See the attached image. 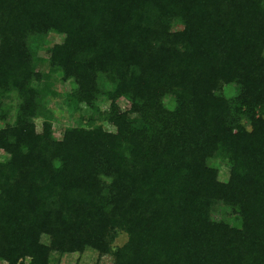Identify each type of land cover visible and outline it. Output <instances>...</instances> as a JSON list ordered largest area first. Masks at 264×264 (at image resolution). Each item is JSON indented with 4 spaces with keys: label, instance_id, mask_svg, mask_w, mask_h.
Listing matches in <instances>:
<instances>
[{
    "label": "trees",
    "instance_id": "obj_1",
    "mask_svg": "<svg viewBox=\"0 0 264 264\" xmlns=\"http://www.w3.org/2000/svg\"><path fill=\"white\" fill-rule=\"evenodd\" d=\"M0 121V264H264V0H0Z\"/></svg>",
    "mask_w": 264,
    "mask_h": 264
},
{
    "label": "rangeland",
    "instance_id": "obj_2",
    "mask_svg": "<svg viewBox=\"0 0 264 264\" xmlns=\"http://www.w3.org/2000/svg\"><path fill=\"white\" fill-rule=\"evenodd\" d=\"M63 40L62 36L56 35V34H50L46 40L44 41V44L46 48L52 46L53 44L59 43ZM42 57H47L45 52L41 53ZM59 77V75L57 76ZM71 90V86L69 83L63 84L60 82L57 86V93L60 94L57 97L51 98L48 104L49 109L54 115V126L56 131V136L61 137L64 130L67 127L76 126L79 122L82 121L83 117H90L92 116L93 112L88 109L85 106L80 107V111H73V108H71L68 105V99L66 95ZM228 89L227 91L230 92ZM11 104V103H9ZM99 106L101 108H106V102L103 100H100L98 102ZM122 108H126V104H122ZM16 110H15V103L12 108V113L10 115V120L12 121L15 116ZM41 121H38V125L40 126ZM5 124L0 121V128H2ZM105 128L107 130H113L112 127L105 125ZM217 166L219 165L220 168V176L221 179H225L227 177L228 168L225 165H221L218 162H216ZM223 209L221 206L217 207V213L216 217H220L223 214ZM127 235L122 232L118 231L116 238L112 242L113 247H120L127 241ZM44 242L48 244V239L45 238ZM60 262L62 264H112V259L108 256L101 257L100 254L96 251H86L84 253H75L72 255H66L61 257Z\"/></svg>",
    "mask_w": 264,
    "mask_h": 264
}]
</instances>
